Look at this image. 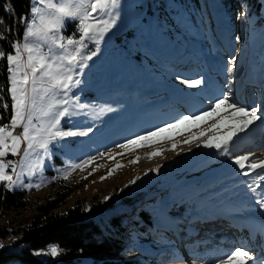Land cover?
Returning <instances> with one entry per match:
<instances>
[{
  "label": "rangeland",
  "instance_id": "obj_1",
  "mask_svg": "<svg viewBox=\"0 0 264 264\" xmlns=\"http://www.w3.org/2000/svg\"><path fill=\"white\" fill-rule=\"evenodd\" d=\"M146 1L120 0L116 24L100 41L99 51L87 61L88 66L82 72L77 71L81 84L72 89L69 98L73 102L79 98L78 102L86 107L83 110L73 109L79 114L70 118L71 123L68 118L62 120L60 127L71 131H88L91 128L92 131L86 136L65 137L50 143L41 168L31 170L30 166L36 161L35 154L25 161V174L21 182L11 189L30 193L25 198L28 204L21 212L10 213L8 219L0 224L19 227V224L29 223L37 214V205L55 196V190L64 185L65 203L59 211L82 205L89 212L91 207L98 204L99 209L93 218L101 228L109 227L112 217H116L117 221L125 219L122 225L125 226L128 243L133 246L119 256L122 264H201L202 259L188 257L191 251L194 252L189 247L190 236L195 237L197 227L202 233L208 231L201 215L221 217L225 209H242L245 217L252 215L254 221L264 220V210L255 203V198L246 187V182H251L255 173L248 177L238 175V168L232 164L233 157H221L216 149L202 146L209 138L223 135L228 130L227 126L219 131L208 129L220 116L229 115V112L222 106L219 116L181 124L172 133V139L159 140L144 147L133 146L131 150L119 145L184 115H199L201 110L209 109L216 97L222 98L224 95L230 102L235 101L238 106L249 109L256 108L261 114L260 110L264 109V20L258 23L256 17L247 15L249 4L246 1L239 8L224 12L216 0H199L201 6L193 4L185 12L184 7L178 5L182 0H167L169 3L165 5L168 10L179 8V19L176 13L171 17L174 22L177 21L175 24L167 21L160 27L157 19L160 3L148 0L151 9L147 10ZM261 1L264 7V0ZM31 3L32 0L28 16ZM139 5H143L144 10L140 11ZM189 10H193L197 18H193ZM68 22L74 24L70 35L75 34L78 39V21ZM65 30L66 25L60 34L67 37ZM23 32L24 25L22 37L17 42H23ZM182 38L188 41L183 42ZM87 43L86 54L96 50L94 43ZM161 46L163 49L173 46L175 54L186 46L194 58L190 67L174 69L163 58L170 52H163ZM244 47L246 52L238 56ZM43 51H48L47 46L43 47ZM232 57H236L234 65H229ZM211 66L221 73L212 74ZM229 66H233L231 73L227 71ZM191 79H200L202 83L197 88H189L182 82ZM218 86L220 88L217 89ZM173 87L183 89L177 92L179 96L171 93ZM252 87L255 89L253 93ZM242 89L253 99L249 100ZM167 96H171L172 102L168 105V101L167 107L161 110V104L169 100ZM109 108L111 111L107 110ZM242 119L244 117L236 118ZM249 129L261 134L253 146L259 151L252 149L250 153H239L242 150L241 141L243 144L244 140L238 133L241 139L236 143L234 156H251L254 159L250 162L259 163L264 161V120L255 121ZM201 132L203 135H199ZM189 137L194 138L189 140ZM156 151H159V155L148 156V153ZM41 155H44L43 152ZM84 160H91V163L83 169L70 167ZM117 164L121 167H116ZM157 166H160V171L152 172L151 169ZM256 172H260V169ZM137 176L140 179L130 184ZM215 180L217 183H214ZM4 182L0 181V184L4 185ZM49 185L54 187L47 189ZM206 187H209L208 191L204 190ZM105 197L109 199L105 200ZM177 202L180 204L177 205ZM173 205L177 215L168 212ZM143 210L151 217L147 225L138 218V213ZM210 223L211 220L208 221ZM189 229L194 232L191 233ZM228 229H232V226L228 225ZM219 235L215 233L212 237ZM7 243L8 240L0 241L2 245ZM198 244L195 243V249L201 248ZM47 251L48 246L34 254L41 260L63 254L60 251L58 256L51 257L43 254ZM204 254L205 257L209 256L207 252ZM209 257L212 260L205 264H215L214 256ZM75 262L94 264L87 258H78ZM225 262L227 264L223 259L221 264Z\"/></svg>",
  "mask_w": 264,
  "mask_h": 264
},
{
  "label": "snow or ice",
  "instance_id": "obj_2",
  "mask_svg": "<svg viewBox=\"0 0 264 264\" xmlns=\"http://www.w3.org/2000/svg\"><path fill=\"white\" fill-rule=\"evenodd\" d=\"M119 6L120 0H55V2L54 0H32L30 16L21 15L17 18L18 23L24 25L23 42L9 41L15 51L14 55L6 56L10 82L7 91L11 96L10 116L5 122L4 115H0V181H6L8 188L11 189L21 182V177L25 174L23 171L25 161L33 154L36 156V161L30 166L31 170L43 166L44 156H47L49 144L53 141L65 137L86 136L92 131L91 128H88V131L62 130L60 126L65 118H68L71 123L70 118L79 114L73 109L83 110L86 107L85 104L78 102L79 98L73 102L69 98V93L81 84L77 71L82 72L88 66L87 61L96 56L99 51L100 41L116 24L119 16L116 10ZM7 10L6 5L5 11ZM68 21H78L77 31L80 33L78 39L75 38V34L67 37L60 34ZM4 24L5 21L0 19V26ZM3 38L0 36V39ZM87 42L94 43L96 50L86 54ZM44 46H47V52L43 51ZM4 56L5 52L0 50V57ZM235 59L236 57H232L228 64L234 65ZM227 71L233 72V66H229ZM182 82L189 88H197L202 83L200 79ZM2 100L4 97L0 95V101ZM222 106L229 115L220 116L208 130L219 131L225 126L228 130L223 135L209 138L202 146L216 149L221 157H233L232 164L238 168V175L248 177L255 173L251 182H246V187L255 198V203L264 210V183H262L264 182V161L254 163L250 162L254 159L251 156H234L237 150L236 143L241 139L238 133H246L255 121L264 120V109H261V114H258L256 108L238 106L235 101L230 102L226 95L222 98L216 97L209 109L201 110L199 115H184L172 123H166L163 127L149 130L144 135H136L134 139H128L126 143L119 146L125 150H131L133 146L144 147L159 140L172 139V133L179 125L203 121L214 115L219 116ZM0 107H3L7 114L9 104L3 103ZM107 110L111 111L110 108ZM237 117H244V119L236 120ZM193 138L189 137V140ZM172 147L174 148L175 144ZM21 152L18 162L10 159L5 162L4 158L9 154L16 156ZM154 155H159V151L148 153L149 157ZM131 162L135 163V161ZM89 163L91 160H84L80 164H71L70 167L83 169ZM116 167L121 165L117 164ZM8 169H11V174L7 171ZM257 169L261 171L257 173ZM151 171L158 173L160 166ZM139 179L140 177L137 176L129 183L135 184ZM107 199L109 197H105V200ZM0 247L3 245L0 244ZM60 251L58 246L49 245L48 251L43 254L56 257ZM223 258L227 264H249L253 260L248 251L241 246H236L234 250L224 253Z\"/></svg>",
  "mask_w": 264,
  "mask_h": 264
},
{
  "label": "trees",
  "instance_id": "obj_3",
  "mask_svg": "<svg viewBox=\"0 0 264 264\" xmlns=\"http://www.w3.org/2000/svg\"><path fill=\"white\" fill-rule=\"evenodd\" d=\"M159 3L161 0H152ZM174 1V0H172ZM194 5H200L199 0H193ZM248 2L249 9L246 12L251 18H257L258 23L264 20V7L261 0H216L222 10L244 5ZM148 2V0H147ZM180 2V1H179ZM182 2V1H181ZM187 2V1H183ZM166 3H169L166 1ZM148 2V6H149ZM160 3L159 15L165 14L171 19L172 11L166 12ZM189 4V3H188ZM8 10L5 11V6ZM191 5V4H190ZM189 5V6H190ZM146 9L150 7L145 4ZM188 6V7H189ZM197 9V7H195ZM166 10V11H165ZM192 11V17L197 18ZM30 12V0H0V19L5 21L0 26V50L5 52L4 57H0V95L4 100L0 101L9 104L7 114L3 107H0V114L4 115L5 122L10 116L11 96L7 91L9 88L7 72V54H12L9 41L17 42L22 37L23 24H19L17 18L21 15L28 17ZM74 28V24L67 22L65 33L69 36ZM221 54V53H220ZM214 183H217L216 180ZM3 183L0 184V222L8 219L10 213L21 212L26 208L28 202L25 198L26 190L5 189ZM211 187V185H209ZM209 187L204 190L208 191ZM64 185L55 190V196L49 197L36 207L37 214L32 217L29 223L19 224V227L0 224V241L8 240V243L0 247V264H7L17 261L19 264H77L78 258H87L94 264H122L119 256L131 250L133 246L127 241V234L122 225L125 219H110V225L101 228L93 215L98 211V204L86 212L82 205L68 207L63 211L59 208L65 203ZM177 205L180 202L176 203ZM175 205L169 207V214H178ZM138 218L144 225L151 222V217L147 216L146 211H140ZM118 224L119 226H117ZM49 245H56L63 252L56 258L41 260L35 256L34 252L45 249ZM79 263V262H78Z\"/></svg>",
  "mask_w": 264,
  "mask_h": 264
},
{
  "label": "bare ground",
  "instance_id": "obj_4",
  "mask_svg": "<svg viewBox=\"0 0 264 264\" xmlns=\"http://www.w3.org/2000/svg\"><path fill=\"white\" fill-rule=\"evenodd\" d=\"M166 3V2H165ZM179 6L181 7H184V10L186 12V10L188 9V6L190 4H188V2H179L178 3ZM163 6H165V9H167V6L165 4H163ZM138 7H140V11L144 10V6L143 5H139ZM158 25L160 27H162L165 23L168 22H171L167 16H166V13L165 14H161V15H158ZM186 42V41H185ZM238 47V46H237ZM236 47V48H237ZM169 55L167 56H163V58H167ZM212 70H214L216 73H221V71L216 68V67H212ZM251 77V76H250ZM241 82V81H240ZM241 86V85H240ZM245 90V89H244ZM242 89V91H244ZM255 92V89L252 87V93ZM173 95H177L179 96V93H177L176 90H172L171 92ZM245 96L248 97V95H246L247 91L245 90ZM242 95V94H241ZM171 96H169V99L171 101ZM249 100H252L253 99V96L252 97H248ZM172 102V101H171ZM180 102V100H179ZM170 102H168V105ZM166 106V105H165ZM165 106H161L160 109H163ZM250 131V130H249ZM247 131V132H249ZM242 140H244V138L242 137ZM255 144H257V140L256 141H243V144H242V141H241V146H242V150L238 151L239 153H242V152H247V151H250L249 149H253V146H255ZM253 150H251L252 152ZM254 151H259L257 148H254ZM250 153V152H249ZM263 157H264V154H263ZM261 171V170H260ZM259 173V172H258ZM47 187V186H46ZM50 187H54V185H49L47 187L50 188ZM7 189H10L7 187ZM30 194V193H28ZM27 193H25V197L23 198H26V196L28 195ZM242 211V212H241ZM223 214H220L221 217L219 216H206V215H201L200 217L202 219H204V221L206 222L207 224V229L208 231L202 233L201 231L198 230V227H197V230H194L193 229H189V231L191 233L194 232V235H196L197 233H199V236L197 237H194V236H190L192 237V243H196L198 241H207V242H221V241H229V242H233L236 244V246H241L244 250L248 251V253L250 252L251 254H249L253 260L249 262V264H252L253 262H256V261H260V259H264V220H261V219H257L258 221H254V216L250 215V219L245 217V215H243V210L242 209H236L235 211H231L230 210H227V211H223L222 212ZM212 221V223L208 224V221ZM216 224H220L222 225L223 228H228V225L232 226V229L231 231L229 232V236L228 237H225L224 239L222 240H218V238H213L212 235H215L216 234H222L223 231H219V227H216ZM213 227V229L211 228ZM190 228H194L196 229L194 226H191ZM188 234V232H187ZM219 237V236H217ZM204 242V243H205ZM220 250L222 251L221 255L220 256H223L224 252L227 250L226 248H223L222 246L220 247ZM231 250V249H230ZM207 252V250H205ZM255 251V253H254ZM255 254V255H254ZM212 260V257H209V256H206V258L204 259L203 262H201V264H205L206 261L208 260ZM214 259H216L215 263L216 262H222V259L220 258H217V257H214ZM223 264H226L223 263ZM259 264H263L261 261Z\"/></svg>",
  "mask_w": 264,
  "mask_h": 264
},
{
  "label": "built area",
  "instance_id": "obj_5",
  "mask_svg": "<svg viewBox=\"0 0 264 264\" xmlns=\"http://www.w3.org/2000/svg\"><path fill=\"white\" fill-rule=\"evenodd\" d=\"M0 115H3V114H0ZM17 131H20V129H17ZM20 157H21V154H18L16 156H12L11 154H9L4 159H5V162H7V160H9V159L12 161L18 162L20 160ZM7 171L11 174V169H8ZM4 185H5L4 188L7 189V182L6 181L4 182Z\"/></svg>",
  "mask_w": 264,
  "mask_h": 264
}]
</instances>
